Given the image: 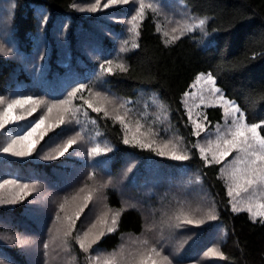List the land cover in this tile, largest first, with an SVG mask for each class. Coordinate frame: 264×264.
I'll return each instance as SVG.
<instances>
[{
	"label": "rangeland",
	"instance_id": "1",
	"mask_svg": "<svg viewBox=\"0 0 264 264\" xmlns=\"http://www.w3.org/2000/svg\"><path fill=\"white\" fill-rule=\"evenodd\" d=\"M107 2L108 0H100L102 10L96 12L105 10L103 4ZM141 2L144 5V12L142 16H137ZM95 3L96 0H84L76 3L75 6L86 14H93L96 12L87 9ZM15 4L16 0H0V48L3 49L0 54L15 59L19 63V69L28 72V75L33 77L36 83H41L44 88L46 82H50V78L56 77L54 79L58 80L53 81L56 82L54 83L55 97L40 92L35 87L28 89L27 84L22 83L23 81L18 83V88L15 91L11 90L8 93L0 94V113L4 112L8 103L21 97L31 96L34 100L44 102L43 105L37 106L36 111L31 115H28L30 104L23 107L15 106L12 109L10 118H24L7 123L0 128V158L18 160L31 158L35 162H51L60 159L58 164L70 169H58L57 173L46 175V179L9 177L0 173V183L9 180L16 181L21 185H29V189L25 190L28 194L18 202L26 203V218L36 224L35 228L23 225L19 233H15L8 226L9 224L5 223L1 227L6 231L0 232V245L19 246L27 255L28 264H140L141 257L147 258L150 253L157 264H169V262L170 264H225L223 256L213 253H222L221 245L227 236L226 229L224 226H218L213 232L205 233L208 225L216 219H209V213L211 211V214L217 217V206L203 186L201 178L196 173L191 174L190 172L187 173V176L177 179V184L175 183L174 187H167V182H161L163 174L161 169L154 168L149 177L140 176L147 180H141L143 183L136 190V192H141L136 197L138 200L135 201V198L132 199V197L131 200L143 210L144 229L140 234L123 236L116 249L106 251L94 247L95 244H93L87 252L83 251V257L79 259L71 243L74 231L78 232L77 237L82 238L83 234L88 232L91 225L97 223L99 218H106L108 223L106 225L97 223V227L92 229L85 240L86 244L94 239L101 230L106 232L108 226H113L111 225L112 215L120 212L107 204L105 189L109 186L117 187L128 199L129 194H132V185H134L133 180H130L128 185V180L135 169L139 167L137 159L126 157L123 168L117 173L112 172L111 164L114 158L110 153L113 152V147L99 129L93 116V112H96L94 109L99 108L101 112L104 114L106 112L107 116L114 120H116V116L124 117L123 123L118 122L123 127L124 137L127 136L133 143H135L133 139L135 137L136 140L143 143L152 144V149L158 152L166 141H171L172 143L167 148H163L165 152H171L174 144L177 154L188 155L182 138L171 125L167 107L156 93L153 91L143 93L138 99L121 97L104 84L107 74L102 73L100 65L104 64L105 68L111 67L113 70L118 68L117 65L121 63L124 65V53L132 48L133 43L137 42V36L133 38V34L128 29L135 23L139 30L140 21L147 11H152L155 14L157 29L166 41H172L173 37H179L183 33L192 31L201 32L203 40H206L208 18L193 14L182 0H129L126 4L110 5L108 8L118 6L116 8L125 10L127 13L111 15L105 20L91 25L95 30L92 31L94 34L101 33L103 36H107L111 31H108V27L102 21L123 25L120 34H112V40L115 43L112 55L108 52V59H99V66L96 71L92 72L88 69L85 61H80L81 59L75 61L70 57L68 23L56 21L51 30L50 39H53L60 49L58 64L63 70L53 72L54 68L53 66L51 69L49 68L48 61L51 41L45 37V26L49 20L46 9L41 5L37 7L42 29L40 28L34 52L25 54L19 51L17 39L13 35L12 17ZM134 16H136L135 21L132 20ZM201 19L206 20L204 26L202 28L194 27ZM189 28L192 30L188 31ZM94 34L82 33L78 42L81 54H87L94 58L93 60L103 55L102 44H99L96 38L94 39ZM121 49L126 50L121 51ZM106 61H112L111 65ZM81 69L87 71L83 83L74 76L76 73L81 74ZM201 74L206 77L209 73L203 72L198 76ZM197 77L190 90L186 92L188 95H184L183 102L186 112L187 109H192V119L206 125V132L197 136V144L208 149L206 155L211 160V153L218 151L214 143L216 128L219 125L221 131H226V118L224 107L208 91L210 85L206 84L203 79L198 81ZM80 85H85L84 91L72 97L70 104L57 105L51 112L48 111L47 105L69 99L68 94ZM221 92L226 100L233 101L227 98L222 90ZM97 93L100 95L97 96ZM201 95L204 96V104L200 103ZM85 101L90 102L92 107L89 108ZM235 105L238 106L236 102ZM209 106L222 108L223 119L221 122L211 124L208 119L204 120L205 116L207 118L206 108ZM65 108H68L69 111H64ZM41 116H44L45 119L38 132L45 131V135L30 156L19 157L2 151L12 138L23 136L31 124ZM61 117L65 121L63 124L59 123ZM230 123L231 119L228 118V124ZM245 123H247L246 120ZM138 126L139 131H137ZM38 132L23 144L35 140ZM69 140H74L75 143L68 148L63 156H60L59 153L63 151ZM209 141L213 143L209 144ZM21 146L16 145V147ZM93 149H97L98 154L93 155ZM105 149L109 150L105 151ZM236 155L237 153L233 152L221 162V169H223L221 177L228 190L229 187L233 188L235 199L230 197L231 206L232 203H237L238 207L246 209L249 203L255 206L257 203L264 202V192L250 190L248 193H241L240 196L235 195V184L231 180L230 174L233 168L232 161ZM45 156L56 158L43 159ZM33 186L34 190H32ZM165 188L167 191L171 189L170 192H165ZM140 189L143 190L140 191ZM18 192L20 189L16 184H8L0 189V195L7 200L13 199ZM152 194H156L157 197L158 203L155 205L162 206L161 208H150L151 206L146 204L147 198L150 199V203L154 201ZM169 194L171 198L169 197L167 202L165 198ZM20 195H24V193L21 192ZM89 196L92 198L88 199ZM13 204L15 203H0V205ZM62 204L64 205L63 209L60 207ZM127 205L129 204L126 203ZM81 209L83 211L79 219L76 220L74 228L71 229L70 234L66 235L70 231V222L66 217L71 216L75 219V214ZM188 220L193 223H187ZM200 221L203 222L200 223ZM16 229L13 228V230ZM46 244L47 248H45ZM152 249H155L160 255L156 256ZM164 257H167V260ZM0 264L16 263L8 257L0 256ZM148 264L151 262L148 261Z\"/></svg>",
	"mask_w": 264,
	"mask_h": 264
},
{
	"label": "trees",
	"instance_id": "2",
	"mask_svg": "<svg viewBox=\"0 0 264 264\" xmlns=\"http://www.w3.org/2000/svg\"><path fill=\"white\" fill-rule=\"evenodd\" d=\"M79 1L84 0H16L12 28L19 51L31 54L37 46L40 28L42 29L37 7L41 5L49 15L45 37L50 39L56 21L67 22L70 57L75 61H85L90 72L96 71L100 64L98 60L108 59V52L112 55L115 50L112 34H120L123 25L102 21L108 31H111L107 36L94 34L92 31L95 30L91 25L111 15L127 12L115 6L98 13L86 14L75 6ZM182 1L193 14L208 18L206 40H203L201 32L192 31L183 33L178 39L166 41L157 29L155 14L147 11L139 24L136 42L138 47L129 49L123 56L124 66L128 71L114 69L113 74H107L104 84L117 95L129 99H138L143 93H156L167 107L171 125L182 138L189 159L177 160L160 156L152 148L126 145L123 143L125 137L122 125L101 111L93 112L99 129L113 147V152L110 153L114 158L111 164L112 172L117 173L123 168L126 157L139 161V167L128 180V185L130 180H133L134 184L128 199L117 187L109 186L105 189L107 204L120 212L118 226L116 231L102 237L94 247L111 251L119 246L126 234H140L143 231V210L135 204L136 202H132L131 197L135 198V201L138 200L136 197L141 192L136 190L147 180L140 176H151L150 173L155 168L162 170L161 182H167V187H174L177 179L187 176L189 172L196 173L201 178L203 186L217 206V217L208 225L205 233L213 232L218 226L225 227L227 236L221 245L225 264H264V220L260 217L253 218L247 211L233 212L227 185L221 177V163L206 165L198 147H194L197 145V136L193 134V126L183 102L184 95L190 90L196 77L203 72L211 73L224 95L235 101L244 112L246 122L261 124L259 132L264 136V0ZM82 33L94 34V39L102 44V56L93 60L89 55L81 54L78 42ZM50 41L49 68L53 66V72H58L63 70L58 64L60 49L53 39ZM81 70V74L76 73L74 76L83 83L87 71ZM54 78H50L44 88L41 83H36L28 72L20 70L15 59L0 54V94L15 91L18 83L23 81L28 89L35 87L36 90L55 97L56 82L53 81L58 79ZM206 115L208 121L215 124L222 121L223 110L220 106H209L206 108ZM59 160L35 162L31 158H0V173L9 177L46 179V175H53L58 169H70L59 165ZM169 197L171 198L170 194L166 196L165 201L168 202ZM152 198L154 201L150 203L147 198L146 204L151 206L150 208H161L162 206L155 205L158 203L156 194H152ZM126 203L129 205L126 206ZM26 211L27 205L24 201L13 205H0V232L6 231L1 228L5 223H8L15 233H19L23 225L35 228L36 224L26 218ZM77 234V231L72 233L71 243L74 252L81 259L83 250L77 240ZM0 256L8 257L16 264L29 263L27 255L17 245H0Z\"/></svg>",
	"mask_w": 264,
	"mask_h": 264
},
{
	"label": "snow or ice",
	"instance_id": "3",
	"mask_svg": "<svg viewBox=\"0 0 264 264\" xmlns=\"http://www.w3.org/2000/svg\"><path fill=\"white\" fill-rule=\"evenodd\" d=\"M129 0H108L107 3L103 4V9H107L110 5H114L117 3L120 4H126ZM85 10V9H81ZM87 10L96 12L98 10H102L100 7V0H96V3L91 5ZM144 12V5L141 2L140 10L137 12V16H142ZM132 20H136V16L132 17ZM206 23V20L201 19L198 24H195L194 27L196 28H202L204 24ZM138 26L133 23L131 28L128 29L129 32L133 34V38L139 35V32L137 30ZM192 29L189 28L188 31H191ZM173 40L178 39V37H173ZM138 47V44L133 43L132 48ZM126 49H121V51H125ZM3 49L0 48V52H2ZM107 64L111 65L112 61H106ZM120 71L126 72L128 69L121 63L117 65ZM101 71L104 74H113V69L111 67L105 68L104 64L100 65ZM203 79L206 84L210 85V88L208 89L210 95H212L223 107H224V113L226 118V131H221L220 126L218 125L216 128V139H215V145L218 151H213L211 153V160L208 159V156L206 155V152L208 149H205L204 147L200 146L199 144L194 145V147L199 148V152L201 157L204 159L205 164H211L213 162L219 164L222 161L225 160L228 156H230L233 152H236L237 155L234 157L232 161V172L230 174V178L235 184V195L240 196L241 193H248L250 190L255 192L257 190L264 192V136L260 134L258 129L261 128V124L253 123V124H247L245 123L244 114L241 111V109L235 105L234 101L226 100L223 96L221 89L216 86L215 77L209 73L205 77L204 74H201V76L197 77V80ZM85 89V85H80L78 88L74 89L72 92L68 94L69 99L62 100V101H56L52 104L47 105L48 111L51 112L54 107L57 105H68L71 103V98L77 96L78 93H82ZM97 96L100 94L97 93ZM186 96L188 93L185 94ZM83 98L82 96L80 97ZM85 103L88 104V107L91 108L92 104L88 101H85ZM200 103L204 104V96L201 95L200 97ZM26 104H30L31 107L28 109V115H31L33 112L36 111V107L43 105V101L34 100L31 96L27 97H21L19 99L12 100L11 103H8L7 108L4 109L3 113H0V128H2L5 124L10 122H15V120L23 119L24 117H11L10 114L12 109L15 106L23 107ZM64 111H69L68 108H65ZM94 111L99 112L100 109L96 108ZM105 115L107 113L105 112ZM187 115L189 117V121L193 126V134L196 136H200L201 133L206 132L207 128L204 123H201L197 120L192 119V109H187ZM228 118L231 119V123L228 124ZM44 116H41L38 120H36L34 123L31 124V126L28 128L27 132L23 136H18L11 139V142L8 143L6 147L2 149L5 153H11L12 155L19 156V157H27L30 156L36 149V145L40 142V140L43 139L45 135V131H39L41 129V125L44 123ZM115 119L117 121H120L121 123L124 122V117L116 116ZM206 116L204 117V120H206ZM60 124L65 123L63 117L60 118L59 121ZM127 128V126H125ZM137 131H139V126L137 128ZM38 135L35 140H32L31 142L27 144H23L24 141H27L29 137H32L34 133H37ZM135 140V143L133 141H130L127 136L124 138L123 143L128 145L132 144V146H139L141 148H147L151 149L152 144H146L143 143L140 140H136L135 137L133 138ZM74 140H69L67 144L64 146L63 151L59 153L60 156H63L64 153L68 151V148L74 144ZM171 141H166L164 145L161 147L160 150H158L157 154L160 156H169L173 159L177 160H187L189 159L188 155L185 154H177L176 152V145H172V151L171 152H165L163 148H167L169 144H171ZM213 143L212 141H209V144ZM16 145H22L21 147H16ZM109 149H105V151H108ZM92 154H98L97 149L92 150ZM55 159L56 157H48L45 156L43 159ZM223 171V169H221ZM8 184H16V186L20 189V192L16 193L14 198L11 200H7L3 198L2 195H0V203H16L19 200H23L24 196H26L28 193L25 191L26 189H29V185L27 184H18L16 181H9L5 180L3 183H0V189H3L5 185ZM34 190V186L33 189ZM24 193V195H20V193ZM228 195L233 200L235 197L233 196V188L229 187ZM92 197L89 196L88 199H91ZM231 202V201H230ZM61 209H63L64 205H60ZM255 208V210H254ZM232 210L233 212H240V211H247L250 213L252 217H260L262 220H264V202L257 203L255 206H253L251 203L248 204L247 208H241L237 206V203H232ZM83 209L80 210V212H77L75 214V219L71 216L66 217V219L70 222L69 228L70 231L66 233V235L71 233V229L74 228L76 220L79 219L81 212ZM120 213H114L111 218V225L118 226V217ZM59 218V217H58ZM216 217L211 214V211L209 213V219H215ZM203 221H200L202 223ZM97 223L101 225H106L108 223L106 218H99L97 220ZM97 223H94L91 225V228L88 232H85L83 234V237H77L78 242L80 244V247L83 251L87 252L89 248L92 247L93 244H96L102 237H104L107 234H111L114 231H116V227L108 226L106 232L104 230H101L98 235L95 236L94 239L91 241H88L87 244L85 243V240L91 233L92 229L97 227ZM187 223L191 224L193 221L188 220ZM47 244L45 245V248H47ZM152 252L155 253L156 256H159L160 253L156 252L155 249H152ZM214 255L223 256V253H213ZM165 260H167V257H164ZM148 261L151 262V264H157V261L155 259H152L151 253L148 255L147 258L141 257L140 264H148ZM170 264V262H169Z\"/></svg>",
	"mask_w": 264,
	"mask_h": 264
}]
</instances>
